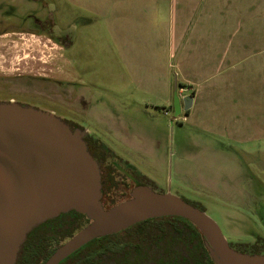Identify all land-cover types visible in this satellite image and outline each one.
<instances>
[{
  "label": "rangeland",
  "instance_id": "1",
  "mask_svg": "<svg viewBox=\"0 0 264 264\" xmlns=\"http://www.w3.org/2000/svg\"><path fill=\"white\" fill-rule=\"evenodd\" d=\"M114 8L103 0H0V30L39 34L25 35L24 45L9 50L13 63L25 56V75L80 84L93 105V117L113 125L114 132L106 137L101 130L107 124L92 120L86 126L91 133L155 185H182L184 189L170 192L192 204L200 202L232 249L250 253L255 245L264 254V145L241 148L194 137L183 123V111L178 115L173 104L144 94L155 90V68L162 67L165 74L166 65L161 59L155 65L138 49L126 51L120 35L108 29L121 16ZM101 9H109L107 19ZM168 72L174 85L177 75ZM31 92L25 89V100L36 99Z\"/></svg>",
  "mask_w": 264,
  "mask_h": 264
},
{
  "label": "crops",
  "instance_id": "2",
  "mask_svg": "<svg viewBox=\"0 0 264 264\" xmlns=\"http://www.w3.org/2000/svg\"><path fill=\"white\" fill-rule=\"evenodd\" d=\"M103 1L121 14L108 29L126 51L138 49L166 65L165 74L155 68V90L144 94L177 104L178 115L182 99L191 97L182 120L194 137L241 148L264 145V0ZM109 16L101 9L102 18ZM168 69L177 75L174 85Z\"/></svg>",
  "mask_w": 264,
  "mask_h": 264
},
{
  "label": "water",
  "instance_id": "3",
  "mask_svg": "<svg viewBox=\"0 0 264 264\" xmlns=\"http://www.w3.org/2000/svg\"><path fill=\"white\" fill-rule=\"evenodd\" d=\"M174 100L178 103L176 95ZM191 102L189 96L182 99L184 112ZM84 135L48 110L0 103V264H15L30 231L71 211L83 215L88 224L44 264H61L96 239L169 217L186 220L199 231L213 264H264V254L232 249L205 211L170 191L137 186L127 199L105 209L100 171Z\"/></svg>",
  "mask_w": 264,
  "mask_h": 264
},
{
  "label": "trees",
  "instance_id": "4",
  "mask_svg": "<svg viewBox=\"0 0 264 264\" xmlns=\"http://www.w3.org/2000/svg\"><path fill=\"white\" fill-rule=\"evenodd\" d=\"M128 197L122 189H107L106 193L104 191V208L108 209ZM87 224L88 220L74 211L42 223L27 234L15 264H44L60 245ZM243 251L240 253L258 254L255 248L248 250L250 253ZM61 264L213 263L201 234L192 224L180 218H162L143 222L117 235L96 239Z\"/></svg>",
  "mask_w": 264,
  "mask_h": 264
},
{
  "label": "flooded vegetation",
  "instance_id": "5",
  "mask_svg": "<svg viewBox=\"0 0 264 264\" xmlns=\"http://www.w3.org/2000/svg\"><path fill=\"white\" fill-rule=\"evenodd\" d=\"M25 35L28 37H40L39 34L33 32L0 30V103H14L48 110L61 118L71 130L78 129L85 132L83 140L86 143L89 154L98 164L100 171L103 206H106L104 191L106 193L107 189H122V192L126 193L127 196L131 189L137 186L160 189L164 193L171 189H184L182 185L172 186L168 184L165 187L155 185L152 179L144 175L130 160L116 153L98 138L95 133H91L86 128L87 125L94 124L92 120H94L95 124H101V122L103 124L104 120L99 118L100 122L98 118L93 117V105L88 101L80 84L72 80L58 79L46 74L25 75V56L21 57L19 62L13 63L16 58L9 51L17 45H24ZM54 43L57 44L56 41ZM25 89H31L32 92L30 94L36 99L25 100ZM106 121L104 122L107 126L101 132L108 137L109 133L114 131L112 129L113 125ZM162 189H166V191ZM193 203L201 207L199 208L200 210H203V205L200 202L196 201ZM190 204L195 207L194 204ZM254 248L257 249L255 245Z\"/></svg>",
  "mask_w": 264,
  "mask_h": 264
}]
</instances>
